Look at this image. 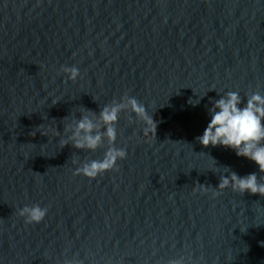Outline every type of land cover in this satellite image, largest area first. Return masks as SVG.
<instances>
[{
	"label": "water",
	"instance_id": "water-1",
	"mask_svg": "<svg viewBox=\"0 0 264 264\" xmlns=\"http://www.w3.org/2000/svg\"><path fill=\"white\" fill-rule=\"evenodd\" d=\"M229 91L264 95V0H0V264H264V196L217 188L264 173L197 140ZM125 95L156 131L121 112L118 170L74 174L108 144L65 127Z\"/></svg>",
	"mask_w": 264,
	"mask_h": 264
},
{
	"label": "clouds",
	"instance_id": "clouds-1",
	"mask_svg": "<svg viewBox=\"0 0 264 264\" xmlns=\"http://www.w3.org/2000/svg\"><path fill=\"white\" fill-rule=\"evenodd\" d=\"M63 72L68 78L75 81L79 76V69L75 66L63 67ZM203 98V97H200ZM193 106L200 103V99L189 101ZM55 104V103H54ZM242 104V98L238 92L229 91L223 97L216 100L209 109L211 116L202 136L197 140L205 148L212 146H224L235 151L237 156H242L255 162L261 173H264V95L259 92L248 95L246 103ZM130 110L136 117L144 122V133L151 129L156 131V123L146 108L134 97L125 95L120 101L113 100L105 105L97 115L87 109V114L81 116L74 124L65 127V131L71 130V136L62 141V146L72 142L76 149L95 151L102 147L105 140L108 148L100 160H90L77 167L74 174L83 175L92 180L102 176L108 171L118 170L117 161L126 158L125 149L115 146L117 140V124L121 112ZM60 133L56 130V136ZM75 163V161H74ZM228 171V175L220 177L217 188H231L241 194L264 196V183L258 181L256 173L240 177L234 171ZM264 179V177H261ZM201 187H205L202 186ZM219 195V192L214 193ZM19 216L25 218L28 224H38L45 218L47 209L38 204L24 206L19 210ZM171 264H184L182 260L172 261Z\"/></svg>",
	"mask_w": 264,
	"mask_h": 264
}]
</instances>
